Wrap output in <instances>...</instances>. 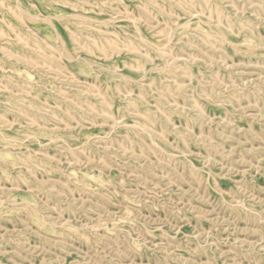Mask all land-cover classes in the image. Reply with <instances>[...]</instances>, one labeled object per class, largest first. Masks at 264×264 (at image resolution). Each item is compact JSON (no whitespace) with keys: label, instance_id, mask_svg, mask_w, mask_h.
Wrapping results in <instances>:
<instances>
[{"label":"rangeland","instance_id":"1","mask_svg":"<svg viewBox=\"0 0 264 264\" xmlns=\"http://www.w3.org/2000/svg\"><path fill=\"white\" fill-rule=\"evenodd\" d=\"M0 264H264V0H0Z\"/></svg>","mask_w":264,"mask_h":264}]
</instances>
